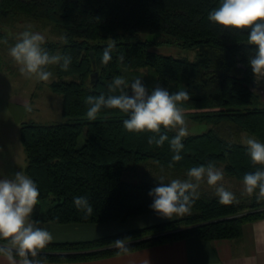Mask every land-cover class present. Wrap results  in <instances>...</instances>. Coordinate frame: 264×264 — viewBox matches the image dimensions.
Wrapping results in <instances>:
<instances>
[{"label":"trees","instance_id":"1","mask_svg":"<svg viewBox=\"0 0 264 264\" xmlns=\"http://www.w3.org/2000/svg\"><path fill=\"white\" fill-rule=\"evenodd\" d=\"M218 6L219 0H0V38L8 24L37 23L57 36L45 40L50 53L72 57L67 71L50 67L49 85L62 97L64 120L20 124L25 171L40 192L34 221L123 224L154 212L148 193L159 186L162 176L165 183L186 179L191 167L213 162L242 181L245 173L260 167L252 164L240 140L246 132L264 143V103L249 65L255 48L247 44V31L224 29L207 19ZM141 34H153L155 39ZM61 35L67 36V43ZM109 38L116 40V47L104 65ZM155 45L194 50L195 58L160 53ZM95 71L98 76L92 84ZM116 76L129 83L140 78L149 90L159 84L170 92L190 94L183 104L185 118L210 127L183 138L181 161L172 162L167 141L157 147L147 143L152 133L127 132L123 127L127 117L118 110H102L95 121L86 118L85 98L108 94ZM162 134L171 139L176 133ZM199 192L190 215L91 240L51 242L39 259L87 261L123 254L112 242L126 237L132 238L128 252L189 237L236 239L247 222L264 218V202L254 197H238V203L225 206L215 195L202 188ZM76 196L87 197L92 205L88 219L74 206Z\"/></svg>","mask_w":264,"mask_h":264},{"label":"clouds","instance_id":"2","mask_svg":"<svg viewBox=\"0 0 264 264\" xmlns=\"http://www.w3.org/2000/svg\"><path fill=\"white\" fill-rule=\"evenodd\" d=\"M207 19L224 29L247 31V44L254 46V54L249 57V65L256 82L264 80V0H219V6L208 13ZM32 25L22 31L16 42L9 48L8 55L19 67V72L26 79L35 82H51V66L58 65L67 71L72 63L70 55L57 52L52 54L45 45V36L31 31ZM61 41L67 43V36L61 35ZM7 43V41H4ZM116 40L109 38L104 48L101 63L107 65L112 60ZM123 62L124 56L119 55ZM190 99L187 91L170 92L159 84L151 90L140 78L129 83L123 76H116L108 85V94L89 95L84 103L88 106L86 118L95 121L102 110H118L127 118L123 127L129 133L149 132L147 143L163 147L167 141L173 155V163L183 159V138L189 135L185 119L184 102ZM31 111V108H28ZM168 131L176 134L169 139ZM242 143L247 148L254 166H260L254 172L245 173L242 179V197H254L257 202H264V143L254 137H245ZM169 164V167H172ZM186 179H172L165 183L160 177L159 186L148 195L153 197L150 208L160 217L173 220L174 217L190 215L192 207L199 199V189L206 183L213 190L221 205L238 203L233 191L225 187L224 172L213 162L191 167L186 172ZM37 184L23 171H18L12 178H0V261L6 264H44L39 259L40 253L53 240L52 234L39 227V221L32 219L35 206L39 203ZM77 210L88 219L93 214V207L85 196L73 199ZM131 237L116 239L113 246L121 252H128Z\"/></svg>","mask_w":264,"mask_h":264},{"label":"rangeland","instance_id":"3","mask_svg":"<svg viewBox=\"0 0 264 264\" xmlns=\"http://www.w3.org/2000/svg\"><path fill=\"white\" fill-rule=\"evenodd\" d=\"M28 25H32L31 31L44 35L45 40L57 38L50 28H45L37 23L15 22L2 28L5 33L4 37L0 38V178H12L16 172L21 171V167L24 174L27 175L25 171L26 153L20 139V121L53 123L64 120L61 95L50 88L49 82H35L22 76L19 67L8 55L9 48L16 42L19 34L27 30ZM141 37L155 39L153 34H141ZM4 41H7V43H4ZM153 49L164 54L187 56L190 59H194L196 54L194 50L169 45H155ZM142 71L146 73L148 70L144 69ZM255 88L264 103V82L255 83ZM29 107L31 111L28 110ZM19 119L21 120L19 121ZM185 119L189 134L202 133L210 127L207 123L194 122L189 118ZM245 137L256 138L243 132L240 140L243 141ZM83 141L84 135L80 137L79 144H82ZM218 168H221L224 172L225 187L233 191L237 198H242V181L229 176L224 171V165H219ZM201 188L214 195L213 190L206 183L202 184ZM146 217L145 215L142 218ZM142 218H133L126 224L135 223ZM144 220L146 222V219ZM147 221L148 223H154Z\"/></svg>","mask_w":264,"mask_h":264},{"label":"crops","instance_id":"4","mask_svg":"<svg viewBox=\"0 0 264 264\" xmlns=\"http://www.w3.org/2000/svg\"><path fill=\"white\" fill-rule=\"evenodd\" d=\"M21 119H19L20 121ZM23 122L20 121V124ZM22 171V167L20 168ZM137 222L107 224L39 223L53 236L52 242H76L143 227L168 219L155 212ZM146 219V222L145 220ZM44 264H264V218L247 222L241 237L236 239L202 240L189 237L173 243L160 244L111 257L87 260L52 262ZM0 264L6 262L0 261Z\"/></svg>","mask_w":264,"mask_h":264},{"label":"water","instance_id":"5","mask_svg":"<svg viewBox=\"0 0 264 264\" xmlns=\"http://www.w3.org/2000/svg\"><path fill=\"white\" fill-rule=\"evenodd\" d=\"M91 55H92V60H93L94 67H96L94 53L91 52ZM97 76H98V72L97 71H95L94 73H92V84H95L96 83Z\"/></svg>","mask_w":264,"mask_h":264}]
</instances>
